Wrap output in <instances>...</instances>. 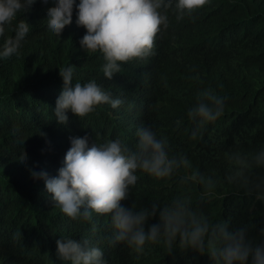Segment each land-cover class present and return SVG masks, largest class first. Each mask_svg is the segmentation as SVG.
<instances>
[{
    "label": "trees",
    "instance_id": "16d2710c",
    "mask_svg": "<svg viewBox=\"0 0 264 264\" xmlns=\"http://www.w3.org/2000/svg\"><path fill=\"white\" fill-rule=\"evenodd\" d=\"M213 1L180 20L168 9L169 27L157 34L153 54L125 63L111 80L103 76L101 55L80 49L85 30L76 25L75 10L59 38L47 31L44 20L51 4L37 3L18 14L31 26L29 34L17 54L0 59V264H65L56 256L55 241L66 235L101 247L107 264H210L207 256L180 247L168 252L150 243L136 254L122 243L112 244L107 216L66 217L44 182L29 174L43 170L55 176L69 137L119 138L134 147L140 126H152L167 138L171 154L188 158L190 168L183 174L196 169L205 180L182 184L176 177L164 183L140 173L125 205L163 204L182 194L214 220L228 219L233 227L246 224L253 236L264 226V203L244 196L227 180L233 168L230 151L264 145V0ZM11 35L7 31L0 44ZM213 56L226 63V89L197 87L204 62ZM68 63L75 66L74 82L95 79L123 103L117 109L104 105L79 120L69 112L68 123L58 125L52 115L62 88L58 69ZM187 87L195 96L212 87L225 97L224 114L199 140L189 138L186 111L197 98ZM23 150L27 159L21 166Z\"/></svg>",
    "mask_w": 264,
    "mask_h": 264
},
{
    "label": "clouds",
    "instance_id": "9594fccd",
    "mask_svg": "<svg viewBox=\"0 0 264 264\" xmlns=\"http://www.w3.org/2000/svg\"><path fill=\"white\" fill-rule=\"evenodd\" d=\"M37 3L52 5L44 20L47 31L57 38L72 22L75 10V23L85 30L79 40L80 49L100 54L103 76L111 80L125 63L153 54L157 34L169 27L168 9H173L180 20L214 1L0 0V37L9 30L13 33L0 44V59L19 52L31 26L17 16ZM224 66L226 63L214 56L207 59L197 87L226 89ZM74 71L70 63L58 69L62 88L52 109L58 125L68 123L69 112L79 120L104 105L117 109L123 103L95 79L74 82ZM187 89L191 97L197 98L186 111L191 123L189 138L199 140L206 127L224 114L225 97L212 87L196 96ZM175 123L179 127L182 121ZM135 136L134 147L119 138L97 142L87 134L69 137L70 146L55 176L49 177L43 170H30L29 174L33 180L44 182L51 201L66 217L91 220L93 214L107 216L113 230L110 243H122L136 254L143 253L150 243H160L168 252L180 247L207 256L210 264H264V226L253 236L246 224L233 227L228 219L214 220L182 194L163 204L154 201L138 206L133 201L125 205L140 173L164 183L176 177L182 184L205 180L196 169L182 173V169L190 168L188 158L171 154L167 138L158 135L152 126L137 127ZM26 159L23 150L18 163L24 166ZM227 159L233 165L227 180L244 196L264 203V145L249 151L232 150ZM207 183L213 181L208 178ZM55 247L57 258L65 264H107L103 249L87 239L66 235L55 241Z\"/></svg>",
    "mask_w": 264,
    "mask_h": 264
}]
</instances>
